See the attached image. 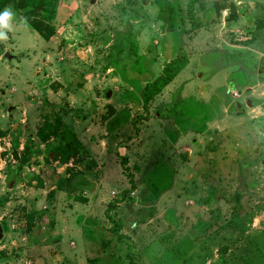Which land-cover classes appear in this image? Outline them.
I'll use <instances>...</instances> for the list:
<instances>
[{
  "label": "rangeland",
  "instance_id": "obj_1",
  "mask_svg": "<svg viewBox=\"0 0 264 264\" xmlns=\"http://www.w3.org/2000/svg\"><path fill=\"white\" fill-rule=\"evenodd\" d=\"M188 1L35 0L48 38L14 17L0 264H264V0H194L196 29Z\"/></svg>",
  "mask_w": 264,
  "mask_h": 264
},
{
  "label": "trees",
  "instance_id": "obj_2",
  "mask_svg": "<svg viewBox=\"0 0 264 264\" xmlns=\"http://www.w3.org/2000/svg\"><path fill=\"white\" fill-rule=\"evenodd\" d=\"M34 2L35 0H0V12H3L5 8H10L16 15L15 19L18 17L17 20L21 21V15L27 18H31L41 12L38 5H36ZM187 17L189 18L188 20L190 21L192 28L195 27L196 29L198 27V20L196 19L194 12V0H189L187 3ZM34 25L35 24L32 21H27V26L29 29L35 30L43 38H48L46 32H44L42 29H35ZM256 27L258 29L264 27V17L256 22ZM186 65L187 55L185 53H181L180 56L171 59L169 62H166L162 67L161 74L152 81L145 83L142 91L143 106L147 107L150 101L158 96L164 90V88L175 79V77L182 71V69L186 67ZM4 134L5 131L0 128V138L4 137ZM121 164L123 166H126L127 159L125 157L121 159ZM6 201L7 197H1L0 202L5 203ZM108 218L110 219V217ZM120 226V223H116L114 227L115 233L119 232ZM128 257V264H136L135 261L131 258L130 251H128Z\"/></svg>",
  "mask_w": 264,
  "mask_h": 264
},
{
  "label": "clouds",
  "instance_id": "obj_3",
  "mask_svg": "<svg viewBox=\"0 0 264 264\" xmlns=\"http://www.w3.org/2000/svg\"><path fill=\"white\" fill-rule=\"evenodd\" d=\"M14 17L15 13L10 8H5L3 12H0V41L8 39L6 30H11ZM21 23L27 26L26 20H21Z\"/></svg>",
  "mask_w": 264,
  "mask_h": 264
},
{
  "label": "water",
  "instance_id": "obj_4",
  "mask_svg": "<svg viewBox=\"0 0 264 264\" xmlns=\"http://www.w3.org/2000/svg\"><path fill=\"white\" fill-rule=\"evenodd\" d=\"M94 1H91V3H93ZM5 57H8V59H12V56H10L9 54H6Z\"/></svg>",
  "mask_w": 264,
  "mask_h": 264
},
{
  "label": "crops",
  "instance_id": "obj_5",
  "mask_svg": "<svg viewBox=\"0 0 264 264\" xmlns=\"http://www.w3.org/2000/svg\"><path fill=\"white\" fill-rule=\"evenodd\" d=\"M167 60H166V62H169L170 60H171V58H166ZM153 80V79H152ZM152 80H150V81H152ZM172 83V82H171ZM170 83V84H171ZM167 87V86H166Z\"/></svg>",
  "mask_w": 264,
  "mask_h": 264
}]
</instances>
